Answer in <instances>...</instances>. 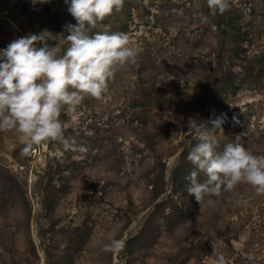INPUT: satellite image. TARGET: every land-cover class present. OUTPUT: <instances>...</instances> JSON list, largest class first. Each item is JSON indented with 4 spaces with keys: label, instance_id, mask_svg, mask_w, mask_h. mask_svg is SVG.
Here are the masks:
<instances>
[{
    "label": "rangeland",
    "instance_id": "1",
    "mask_svg": "<svg viewBox=\"0 0 264 264\" xmlns=\"http://www.w3.org/2000/svg\"><path fill=\"white\" fill-rule=\"evenodd\" d=\"M67 23L64 0H0V48L46 31L62 55ZM105 28L137 56L78 106L81 128L64 134L88 147L81 158L51 140L22 155L25 136L0 131V264H264V194L240 182L199 204L184 179L190 118L224 115L217 150L239 136L264 155V0H230L223 14L206 0H124L92 31ZM113 230L125 247L102 252Z\"/></svg>",
    "mask_w": 264,
    "mask_h": 264
},
{
    "label": "clouds",
    "instance_id": "2",
    "mask_svg": "<svg viewBox=\"0 0 264 264\" xmlns=\"http://www.w3.org/2000/svg\"><path fill=\"white\" fill-rule=\"evenodd\" d=\"M48 2L30 0L33 6ZM123 3L124 0H64L76 23L63 26L68 33L64 36L68 47L62 55H57L55 46H49L46 31L28 33L0 48V131L14 129L25 136L22 155L46 140L59 143L62 151L58 155L74 153L73 159L88 151L85 144L64 133L68 128H81L78 106L84 97L100 98L107 92V82L117 68L136 59L137 50L130 46L125 32L107 28L92 31L98 21L113 10L119 11ZM206 5L210 12L223 14L229 9L230 0H206ZM199 15L202 21L207 20L202 13ZM64 106L67 121L59 119ZM225 118L220 115L200 123L191 118L188 121L197 142L186 157L193 169L184 177L185 190L194 194L199 204L205 196L231 191L240 182L249 184L257 194H264V155L247 151L239 136L217 150L213 131L221 128ZM83 130L85 135H92L91 130ZM200 173L203 180L198 179ZM106 240L102 252L119 253L125 247V240L118 238L114 230ZM217 264H225L222 254L217 255Z\"/></svg>",
    "mask_w": 264,
    "mask_h": 264
}]
</instances>
